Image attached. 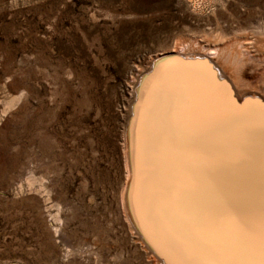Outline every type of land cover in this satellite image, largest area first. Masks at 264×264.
I'll return each instance as SVG.
<instances>
[{
  "label": "rangeland",
  "instance_id": "obj_1",
  "mask_svg": "<svg viewBox=\"0 0 264 264\" xmlns=\"http://www.w3.org/2000/svg\"><path fill=\"white\" fill-rule=\"evenodd\" d=\"M198 1L0 0V264H166L119 192L137 89L208 32L264 25V0ZM251 52L255 81L264 58ZM238 120L226 169L211 174L252 177L254 229L239 255L264 264V176Z\"/></svg>",
  "mask_w": 264,
  "mask_h": 264
},
{
  "label": "bare ground",
  "instance_id": "obj_2",
  "mask_svg": "<svg viewBox=\"0 0 264 264\" xmlns=\"http://www.w3.org/2000/svg\"><path fill=\"white\" fill-rule=\"evenodd\" d=\"M187 1L190 8L201 10L198 0ZM250 30L208 32L211 39L200 46H194L199 40L188 45L196 47L197 53L175 57L179 61L176 73L159 84L168 61L155 65L137 89L128 128L125 187L119 192L143 238L158 248L166 264H173L174 258L179 259L177 264L189 263V258L182 259L180 242H187L201 264L216 263L211 249L219 241L209 206L216 188L205 173L211 154L206 140L216 137L212 128L222 118L221 109L225 111L230 94L239 101H264V72L254 81L256 76L245 70L246 63L257 57L256 52L250 56L252 50L264 58V25ZM153 176L159 196L155 207L176 226L169 228L159 221L151 198ZM230 194L226 184L220 187L219 197L227 199ZM236 194L240 202L245 192Z\"/></svg>",
  "mask_w": 264,
  "mask_h": 264
},
{
  "label": "water",
  "instance_id": "obj_3",
  "mask_svg": "<svg viewBox=\"0 0 264 264\" xmlns=\"http://www.w3.org/2000/svg\"><path fill=\"white\" fill-rule=\"evenodd\" d=\"M172 61L176 62L177 69L170 72L168 75L178 71L179 61L176 58L168 61L162 72L159 84L168 77V75L166 77L164 76V72ZM153 96L155 97V94ZM227 101L228 106H226L225 111L224 109H221L222 118L220 117L219 119L222 120L218 119L212 128L216 137L206 140L207 145L209 144L211 147V154L208 155L209 160L205 173L208 178L213 181L216 188V195L209 199V206L210 210L213 212V226L218 233V236L216 235V237L219 241L218 244L211 249L212 254L216 259V263L211 262V264H260L257 262H248L245 257L239 255V252L244 248V243L243 241H240V236L247 232V230L250 231L254 229L252 222V199L256 195V189L252 177L247 175L241 179L233 181L226 179L218 180L211 174V171L212 169L220 168L221 171L224 172V169H226L229 161L228 150L231 151L232 148L231 144H228L227 130L231 125L237 122L240 116L238 111L251 110L252 117H247L246 120L239 118L240 120H238V122L240 121L239 125L242 124V126H244L242 127L241 141L245 151L258 165L259 173L264 176V122H262V120L264 121V112H262L264 111V101H259L258 103L251 102L248 99L239 101L231 94L228 96ZM157 130L159 133L160 127H158ZM223 147L224 150L227 151H224ZM153 178L151 198L154 208L156 212H158V206L155 207V205L159 196L157 190L154 188L155 176H153ZM225 184L232 190V195L230 194V196H227V199L219 197L220 187ZM243 192H245V195L243 199L238 202L239 199L236 193L241 194ZM158 215L160 218L159 221L163 225L168 226L169 228L177 225L176 222L172 221L168 214L158 212ZM184 236H186V234ZM180 244L183 247L181 255L184 262H186V258H189V263L187 264H201L199 260H195L198 254L193 250H190L189 245L187 247V242H180ZM210 251L208 253L209 256H211ZM171 261L173 264L180 262L179 259L175 258Z\"/></svg>",
  "mask_w": 264,
  "mask_h": 264
}]
</instances>
